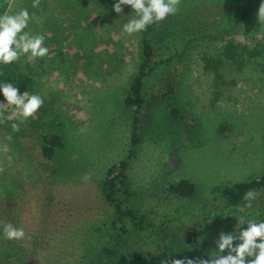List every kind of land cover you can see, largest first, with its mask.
Masks as SVG:
<instances>
[{
  "label": "rangeland",
  "instance_id": "obj_1",
  "mask_svg": "<svg viewBox=\"0 0 264 264\" xmlns=\"http://www.w3.org/2000/svg\"><path fill=\"white\" fill-rule=\"evenodd\" d=\"M155 1L166 9L151 33L162 62L147 78L144 95L157 98L142 109L128 174L134 189L148 190L188 178L196 186L193 201L214 205L225 184L264 171V0ZM227 42L254 46L259 54L245 55L241 69L225 60L219 67L225 83L217 86L206 60ZM0 52L30 74L35 96L46 105L42 126L63 136L64 149L53 161L56 182L73 197L96 194L104 170L130 148L123 97L139 60L134 12L125 0H0ZM174 79L172 96L159 97ZM169 105L181 118H171ZM22 111L0 108V193L13 188L20 194L19 220L35 225L43 180L20 154L22 138L11 134L30 131L18 120L30 114ZM70 158L76 167L67 165ZM2 221L0 214V249L7 235ZM147 234L133 244L157 264H178L159 257ZM236 238L245 244L246 236L209 221L199 240L207 264H233L227 248Z\"/></svg>",
  "mask_w": 264,
  "mask_h": 264
},
{
  "label": "trees",
  "instance_id": "obj_2",
  "mask_svg": "<svg viewBox=\"0 0 264 264\" xmlns=\"http://www.w3.org/2000/svg\"><path fill=\"white\" fill-rule=\"evenodd\" d=\"M125 3L136 15L139 46L136 72L123 97V106L130 115V148L104 170L94 189L96 194L84 197L82 191L73 197L72 191L66 194L68 189L56 182L53 161L64 149L63 136L42 126L46 105L34 94L33 78L19 61L0 52V108L5 113H30L18 116L21 125L30 131L11 134L22 138L17 148L35 164L43 180L40 218L35 225L19 220L20 194L13 188L1 191L0 214L7 235L0 249V264H157L133 244L142 233L151 237L159 257L167 256L178 264H207L206 249L199 240L209 221L223 223L236 236H246L245 244L236 238L227 248L235 256L233 264H264V198L250 200L254 194H264V171L250 179L225 184L220 201L214 205L193 201L196 186L188 178L172 179L150 190L133 188L128 171L140 143L141 112L146 103L157 98L152 93L146 99V80L162 62L157 60L151 33L166 9L155 0ZM258 54L256 47L245 43L222 45L215 59L206 60L215 85L225 83L219 70L225 60L241 69L245 55ZM163 89L158 96L170 98L175 79L164 84ZM168 110L172 119L181 118L177 107L169 105ZM15 120L17 117L11 119ZM67 165L76 167L77 160L70 158Z\"/></svg>",
  "mask_w": 264,
  "mask_h": 264
}]
</instances>
